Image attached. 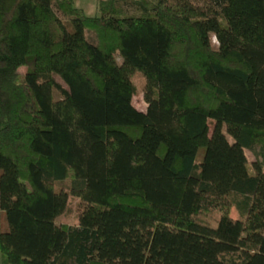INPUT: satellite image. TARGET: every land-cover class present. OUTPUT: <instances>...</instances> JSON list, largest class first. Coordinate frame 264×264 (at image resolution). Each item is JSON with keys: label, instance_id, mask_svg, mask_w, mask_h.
I'll return each mask as SVG.
<instances>
[{"label": "trees", "instance_id": "16d2710c", "mask_svg": "<svg viewBox=\"0 0 264 264\" xmlns=\"http://www.w3.org/2000/svg\"><path fill=\"white\" fill-rule=\"evenodd\" d=\"M97 13L0 0L1 264H264V0Z\"/></svg>", "mask_w": 264, "mask_h": 264}, {"label": "rangeland", "instance_id": "374dc122", "mask_svg": "<svg viewBox=\"0 0 264 264\" xmlns=\"http://www.w3.org/2000/svg\"><path fill=\"white\" fill-rule=\"evenodd\" d=\"M73 1H74L75 7L83 9V11L87 15L89 16L98 15L97 3L99 0H73ZM125 11L129 15L137 16V13L130 7H126ZM85 33H86L87 38H91V34L89 32H85ZM138 75L139 74H136L134 78V82L137 86L138 91H137V94L132 99V105L135 107L136 110L140 112H145L146 103L143 100V96L141 94V79ZM57 81L62 87H65L64 84L59 79H57ZM208 125H209V129L211 132L212 127H213V121L209 120ZM246 156H247L248 164L249 166H251L254 158L250 152H247ZM80 208L81 206H80L78 199L69 195L67 208L64 211V213L57 219V223L60 225L73 226ZM0 226H1V230L3 231L7 229L4 214L0 215ZM1 262H2V258H1V253H0V264Z\"/></svg>", "mask_w": 264, "mask_h": 264}]
</instances>
